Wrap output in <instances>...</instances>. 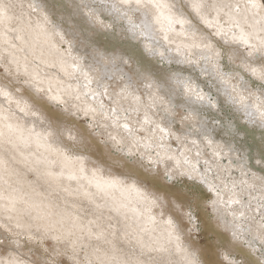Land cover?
<instances>
[{"label":"snow or ice","instance_id":"1","mask_svg":"<svg viewBox=\"0 0 264 264\" xmlns=\"http://www.w3.org/2000/svg\"><path fill=\"white\" fill-rule=\"evenodd\" d=\"M56 2L0 0V264H264V0Z\"/></svg>","mask_w":264,"mask_h":264},{"label":"bare ground","instance_id":"2","mask_svg":"<svg viewBox=\"0 0 264 264\" xmlns=\"http://www.w3.org/2000/svg\"><path fill=\"white\" fill-rule=\"evenodd\" d=\"M50 3H51V0H50ZM53 6H55L56 8H52ZM51 11L63 17L66 30H69L73 33L79 32L80 24L78 22V18L75 17L73 14V8L71 5L65 8L64 0H57L55 4L51 5ZM79 38L86 41L88 39V36L84 34V35L79 36Z\"/></svg>","mask_w":264,"mask_h":264},{"label":"rangeland","instance_id":"3","mask_svg":"<svg viewBox=\"0 0 264 264\" xmlns=\"http://www.w3.org/2000/svg\"><path fill=\"white\" fill-rule=\"evenodd\" d=\"M52 8H56V7H55V6H53ZM74 34H75V32H74ZM80 39H81V38H79V37H78V42H79V40H80Z\"/></svg>","mask_w":264,"mask_h":264}]
</instances>
